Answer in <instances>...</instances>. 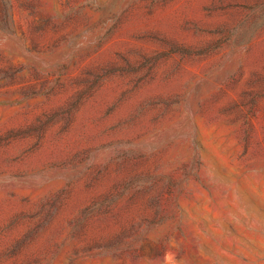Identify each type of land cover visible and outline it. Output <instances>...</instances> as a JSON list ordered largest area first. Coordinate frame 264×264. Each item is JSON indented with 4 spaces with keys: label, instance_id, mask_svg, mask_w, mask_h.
Here are the masks:
<instances>
[{
    "label": "rangeland",
    "instance_id": "1",
    "mask_svg": "<svg viewBox=\"0 0 264 264\" xmlns=\"http://www.w3.org/2000/svg\"><path fill=\"white\" fill-rule=\"evenodd\" d=\"M0 264H264V0H0Z\"/></svg>",
    "mask_w": 264,
    "mask_h": 264
}]
</instances>
